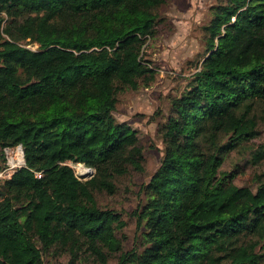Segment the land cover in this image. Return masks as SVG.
I'll return each instance as SVG.
<instances>
[{
  "label": "trees",
  "instance_id": "1",
  "mask_svg": "<svg viewBox=\"0 0 264 264\" xmlns=\"http://www.w3.org/2000/svg\"><path fill=\"white\" fill-rule=\"evenodd\" d=\"M0 2V166L5 146L22 143L26 157L0 182V264H44L52 248L103 264L117 253L118 264H261L264 170L253 187L220 168L260 133L264 0L213 7L208 53L159 129L164 156L135 211L143 239L128 250L126 221L96 193L144 170L139 131L115 111L120 91L156 79L143 49L167 0Z\"/></svg>",
  "mask_w": 264,
  "mask_h": 264
},
{
  "label": "rangeland",
  "instance_id": "2",
  "mask_svg": "<svg viewBox=\"0 0 264 264\" xmlns=\"http://www.w3.org/2000/svg\"><path fill=\"white\" fill-rule=\"evenodd\" d=\"M224 0H167L159 9L155 36L149 38L143 49V57L156 69V79L149 86L137 90L125 89L118 93L115 115L120 121H128L139 131L144 146V170H132L116 179L114 194L97 192V203L103 208H113L122 214L126 225L117 234L124 242V249L141 244L144 225L138 222L135 211L145 201L143 187L149 182L164 156V141L159 129L171 113L172 99L179 97L191 84L194 73L208 53L205 27L213 16V7ZM29 46L37 48L31 43ZM259 136L241 144L225 160L220 172L232 176L239 185L256 186L257 175L264 170V159L254 161V153L264 147V112L258 111ZM75 168L84 170L87 179L93 168L85 163L68 161ZM89 171V172H88ZM92 174V175H91ZM78 175V174H77ZM80 177V176H79ZM257 251L264 254V239ZM44 264H103L89 253L73 256L52 248L44 253ZM119 253L109 258L108 264H118ZM264 264V258L262 263Z\"/></svg>",
  "mask_w": 264,
  "mask_h": 264
},
{
  "label": "built area",
  "instance_id": "3",
  "mask_svg": "<svg viewBox=\"0 0 264 264\" xmlns=\"http://www.w3.org/2000/svg\"><path fill=\"white\" fill-rule=\"evenodd\" d=\"M0 19H2L3 25H5L7 20V13L5 10L2 9L1 2H0ZM25 166H26V157H25V149L23 144L18 143L15 145L5 146L3 148L2 166H0V182L3 181L4 179L11 178L12 175L18 169ZM91 172L93 173V171ZM38 175L41 176L42 173H38Z\"/></svg>",
  "mask_w": 264,
  "mask_h": 264
},
{
  "label": "water",
  "instance_id": "4",
  "mask_svg": "<svg viewBox=\"0 0 264 264\" xmlns=\"http://www.w3.org/2000/svg\"><path fill=\"white\" fill-rule=\"evenodd\" d=\"M78 176H80V178L82 177V176H86L87 175V173L84 171V170H81L80 168L78 169ZM93 174V173H92ZM91 174V175H92Z\"/></svg>",
  "mask_w": 264,
  "mask_h": 264
},
{
  "label": "bare ground",
  "instance_id": "5",
  "mask_svg": "<svg viewBox=\"0 0 264 264\" xmlns=\"http://www.w3.org/2000/svg\"><path fill=\"white\" fill-rule=\"evenodd\" d=\"M84 170L86 171L87 169L86 168H84ZM89 172V171H88Z\"/></svg>",
  "mask_w": 264,
  "mask_h": 264
}]
</instances>
